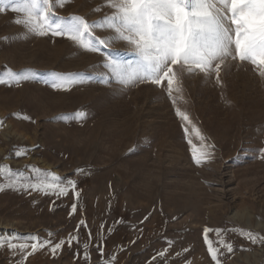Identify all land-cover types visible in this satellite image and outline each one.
Segmentation results:
<instances>
[{"label":"rangeland","instance_id":"obj_1","mask_svg":"<svg viewBox=\"0 0 264 264\" xmlns=\"http://www.w3.org/2000/svg\"><path fill=\"white\" fill-rule=\"evenodd\" d=\"M52 11L53 20L89 23L114 12L107 0H53ZM22 18L0 11V264H216L206 228L220 264H264V240L247 236L264 237V78L256 67L228 58L219 84L215 74L177 68L180 91L170 97L166 81L101 82L112 76L110 50L135 62L128 42L92 52L66 36L31 33ZM114 35L94 28L92 42ZM9 70L30 78L17 83ZM53 73L74 82L53 88ZM202 144L212 155L197 165L192 153ZM42 181L66 194L8 187ZM34 238L65 244L55 254L29 248L26 260L7 247Z\"/></svg>","mask_w":264,"mask_h":264},{"label":"snow or ice","instance_id":"obj_2","mask_svg":"<svg viewBox=\"0 0 264 264\" xmlns=\"http://www.w3.org/2000/svg\"><path fill=\"white\" fill-rule=\"evenodd\" d=\"M60 6L63 0H56ZM107 6L113 9L111 15L100 21L89 23L79 16L57 17L52 11L53 0H0V11L9 9L14 13L23 14L17 23L26 26L31 33L38 35L66 36L82 48L98 52L100 47H106L108 42L116 39L124 40L132 46V53L136 56L134 63L124 62L111 56L104 65L110 70V80L100 78L101 82L112 80L128 86L137 82H150L160 86L167 82V92L172 97L173 91H180V78L177 68L187 73H203L205 76L215 74L219 84L222 65L228 58L240 62H250L264 78V0H107ZM108 28L115 35L108 41L95 38L92 42L94 28ZM53 88H64L70 83L66 75L53 73ZM8 76L17 83L28 80L30 76L9 70ZM4 81L0 80V83ZM173 98V103H175ZM177 115L190 123L189 116L177 108ZM86 113L76 112L77 119L84 118ZM30 119L29 117H24ZM187 131V129H185ZM197 134L199 132L197 130ZM203 140V137H201ZM191 143V141H189ZM212 145H201L194 149L192 157L197 165L211 159ZM264 154V148L259 149ZM17 155L23 153L17 152ZM54 179H58L54 177ZM9 188L15 190H43L45 192H59L66 194V189L54 183H11ZM74 187V185H73ZM0 186V191H3ZM78 196L79 193H76ZM76 205H72V212ZM83 225L84 222L81 221ZM205 242L208 251L216 264L217 249L212 247L205 229ZM247 236L255 242L258 238L254 233ZM77 237L72 236L67 243L71 245ZM28 243H9L13 252L19 250L22 259L26 260L32 252L39 248L49 247L55 254L65 244L64 240L53 244L50 240ZM223 243V241H221ZM0 246H3L0 244ZM85 249L87 245L84 246ZM232 251L231 245H226ZM163 256L164 253H159ZM85 259L87 253L85 252Z\"/></svg>","mask_w":264,"mask_h":264}]
</instances>
